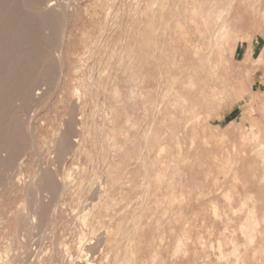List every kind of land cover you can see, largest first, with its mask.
Masks as SVG:
<instances>
[{"label": "rangeland", "instance_id": "rangeland-1", "mask_svg": "<svg viewBox=\"0 0 264 264\" xmlns=\"http://www.w3.org/2000/svg\"><path fill=\"white\" fill-rule=\"evenodd\" d=\"M60 1L59 71L5 111L0 264L232 263L205 245L253 210L264 230V0ZM228 175L248 180L234 198ZM181 233L208 241L175 253Z\"/></svg>", "mask_w": 264, "mask_h": 264}, {"label": "bare ground", "instance_id": "bare-ground-1", "mask_svg": "<svg viewBox=\"0 0 264 264\" xmlns=\"http://www.w3.org/2000/svg\"><path fill=\"white\" fill-rule=\"evenodd\" d=\"M2 2L5 0H1ZM7 1V0H6ZM10 0H8L7 4L9 3ZM14 1V0H13ZM16 1V0H15ZM18 1V0H17ZM16 1V2H17ZM60 0H56V2H54L53 0H19L18 3L20 5V7L17 5L14 9L13 7L7 6L6 3L2 4L0 3V138H4V144H3V149L5 148H10L11 149V140L8 137V132L9 133H18L19 125L16 124V122L14 123H8V118L5 116V111H7L8 109H10V107L13 105V101H20L22 104L28 100H30L29 102L31 103L33 101V99H39L41 98V96H43V93L45 94L46 92L44 90H46V88L44 90H41L40 88L42 87H34L36 86L37 83V79L38 77H42V79H44L45 81H47V83L50 80H54V77H56L55 73L58 72L59 70H57V66L56 64H51L48 62L49 66L45 65L46 63L44 62V59L47 58L48 53L47 50L44 49V46L46 44L52 45V42H57L60 39L63 38L64 35V26L66 24L65 21V17L67 16V14H64L65 9H61V8H66L67 10L70 8H67V4H57V2H59ZM67 1V0H66ZM15 2V3H16ZM61 2V1H60ZM63 2V0H62ZM65 2V1H64ZM17 3V4H18ZM70 3V2H69ZM9 4L12 5V2H10ZM15 5V4H14ZM59 6V8L56 6ZM63 6V7H61ZM61 7V8H60ZM56 10H58V13ZM60 10V11H59ZM63 11V12H61ZM66 12V11H65ZM69 13V12H68ZM66 15V16H64ZM70 18V16H69ZM68 19V16H67ZM68 21V20H67ZM69 25V24H68ZM67 25V26H68ZM67 28V27H65ZM38 36L41 38L42 36L45 38V40H42L40 42H42L41 44H43L40 48L42 49V54H40V51L38 48V45L36 43V41L38 40ZM42 38V39H44ZM37 39V40H36ZM65 39V38H64ZM45 41V43H44ZM62 41V40H61ZM60 43V42H59ZM56 44V43H54ZM57 45V44H56ZM63 46V45H62ZM37 47V48H36ZM48 49L51 48L50 46H47ZM46 47V49H47ZM53 47V46H52ZM37 50V51H36ZM51 50V49H50ZM50 50L48 51L50 53ZM60 50L59 48H54L52 49V51L54 53H56V56L58 57V59L60 60L59 56H60ZM62 51V50H61ZM39 52V53H38ZM35 53H38L35 56ZM53 53V54H54ZM40 55V56H39ZM52 55V54H51ZM50 55V56H51ZM38 56V57H37ZM54 56V55H52ZM37 57V59H40V62L42 64H44L46 67L40 68V66L42 65L41 63H39V59L37 61V59H35ZM42 59H41V58ZM53 58V57H52ZM42 60V61H41ZM48 60V58H47ZM51 60V59H50ZM58 60V61H59ZM57 61V60H56ZM57 61V63L59 64V62ZM37 62V63H36ZM39 63V64H38ZM54 63V60H53ZM62 64V63H61ZM39 66V72H35L36 70V66ZM42 65V66H44ZM61 66V65H59ZM58 66V67H59ZM37 73V74H36ZM33 74L35 76H33ZM55 75V76H54ZM54 76V77H53ZM36 77V79L34 78ZM39 78V79H40ZM53 78V79H52ZM41 79V80H42ZM39 82V80H38ZM50 83V82H49ZM55 83V82H54ZM34 89V90H32ZM48 90V87H47ZM54 91V90H53ZM49 95V93H48ZM46 98V97H45ZM44 98V99H45ZM32 100V101H31ZM40 100V99H39ZM15 101V102H16ZM36 101V100H35ZM34 102V101H33ZM37 102V101H36ZM28 103V102H27ZM11 105V106H10ZM27 105V104H24ZM31 105V104H30ZM9 106L8 109H6ZM20 107V106H19ZM18 108V107H17ZM40 108V107H39ZM26 109V108H24ZM19 110V109H18ZM23 110V109H20ZM16 111V110H14ZM9 112V111H8ZM17 112V111H16ZM26 112H28L26 110ZM15 113V112H14ZM11 114V113H10ZM18 116V115H17ZM7 118V120H6ZM18 118V117H17ZM10 119V118H9ZM28 119V118H27ZM26 119V120H27ZM30 120V119H29ZM65 120V119H64ZM19 121V118H18ZM67 121V120H66ZM21 122V121H20ZM68 122V121H67ZM28 123V122H27ZM24 126V124H23ZM22 128V127H21ZM26 129V128H25ZM23 132V131H22ZM60 132V131H59ZM65 132V131H64ZM13 133V134H14ZM30 133V132H29ZM62 133V132H61ZM23 134V133H22ZM21 134V135H22ZM69 134V133H67ZM12 135V134H11ZM16 135V134H14ZM25 135V134H24ZM65 135V134H64ZM63 135H61L60 137H62ZM16 136H13V138ZM64 137V136H63ZM12 138V137H11ZM17 138V137H16ZM15 138V139H16ZM60 140V139H59ZM14 141V140H13ZM28 141V140H27ZM26 141V142H27ZM69 141V140H68ZM16 142V141H14ZM20 142V141H18ZM30 142V140H29ZM63 142V141H62ZM21 144V142H20ZM19 144V145H20ZM24 144V143H23ZM27 144V143H26ZM2 146V145H1ZM13 146V145H12ZM22 146V145H21ZM25 146V145H24ZM65 146V145H64ZM15 146L12 147V149H14ZM19 147V146H18ZM21 148H24L23 146ZM9 150V149H8ZM10 151V150H9ZM13 151V150H12ZM19 151V150H18ZM4 152V151H3ZM11 152V151H10ZM64 152V151H63ZM13 153V152H12ZM18 154V152H17ZM23 154V153H21ZM64 154V153H63ZM1 156V155H0ZM4 156V154H2V157ZM9 156V155H7ZM14 156V155H13ZM1 157V158H2ZM6 157V155H5ZM12 157V156H11ZM9 158V157H8ZM15 158V157H14ZM22 158V156H21ZM13 159V158H11ZM5 160V159H4ZM9 160V159H8ZM17 160V159H16ZM61 160V159H60ZM6 161V160H5ZM15 160H13L14 162ZM9 162V161H8ZM51 162V161H50ZM12 165V164H11ZM10 167V166H9ZM1 168V167H0ZM76 168V167H75ZM9 169V168H8ZM12 169V168H11ZM46 169V168H45ZM44 169V170H45ZM54 170V169H53ZM48 171V170H47ZM46 172V171H44ZM49 172V171H48ZM54 172V171H53ZM64 172V171H63ZM67 172V171H66ZM42 174H44V176L47 175V173H43L40 172ZM51 173V172H50ZM71 173V172H70ZM69 173V174H70ZM63 174V173H62ZM68 173H66L67 175ZM68 174V175H69ZM2 175V173H1ZM67 175V176H68ZM40 176V175H39ZM36 176V177H39ZM43 176V177H44ZM49 177V175H47ZM46 176V177H47ZM2 177V176H1ZM4 177V176H3ZM42 177V176H41ZM42 177V178H43ZM63 177V176H62ZM71 177V176H70ZM51 178V177H50ZM2 179V178H0ZM40 179V178H39ZM47 179V178H46ZM4 180V179H3ZM37 180V178H36ZM42 182V179H40ZM39 180V181H40ZM44 180V179H43ZM46 181V180H45ZM49 181V180H47ZM52 181V180H51ZM51 181H49L48 183H50ZM73 181V180H72ZM40 182V183H41ZM53 182V181H52ZM44 183V182H43ZM2 184V183H1ZM38 184V183H36ZM42 184V183H41ZM40 184V185H41ZM46 184V183H45ZM31 185H33L31 183ZM35 186V185H34ZM43 186V184H42ZM40 186V187H42ZM49 186V185H48ZM55 185H53L52 187H54ZM45 188H47L46 186H44ZM50 187V186H49ZM58 187V186H57ZM56 187V188H57ZM30 189V188H29ZM48 190V189H47ZM51 190V187H50ZM49 190V191H50ZM58 190V189H57ZM56 190V192H57ZM44 191V190H43ZM42 192V190H41ZM46 192V191H45ZM51 192V191H50ZM34 193V192H33ZM44 193V192H43ZM49 193V192H48ZM32 194V193H31ZM42 194V193H41ZM45 194V193H44ZM33 196V194H32ZM31 196V197H32ZM51 196V195H50ZM35 197V196H34ZM33 197V198H34ZM52 197V196H51ZM29 198V197H28ZM36 198V197H35ZM37 199V198H36ZM39 200V199H38ZM41 201V200H40ZM43 204V203H42ZM39 205V204H38ZM41 205V204H40ZM43 206V205H42ZM45 206V205H44ZM48 206V205H46ZM45 206V207H46ZM33 207V206H32ZM42 209V208H41ZM24 210V209H23ZM29 210V209H28ZM47 210V209H46ZM41 211V210H40ZM43 211V210H42ZM48 211V210H47ZM26 212V211H25ZM46 212V211H43ZM3 213V212H2ZM23 213V212H21ZM28 214V212L26 213ZM25 214V215H26ZM24 215V214H23ZM31 215V214H30ZM29 216V214H28ZM26 216V218L28 217ZM32 217H30L29 219H31ZM38 218L40 219V217L38 216ZM38 219V220H39ZM43 219V218H42ZM46 219V218H44ZM23 220L24 222L26 221L24 219L23 216ZM28 220V218H27ZM29 221V220H28ZM32 221V219H31ZM29 221V222H31ZM23 223V222H22ZM32 223V222H31ZM20 224V223H19ZM25 223H23L24 226ZM40 224V223H39ZM38 224V225H39ZM43 224V223H42ZM41 224V226H42ZM21 226V225H20ZM28 226V225H27ZM25 227V226H24ZM37 230V229H36ZM26 231V229H25ZM28 231V230H27ZM33 231V230H32ZM29 232V231H28ZM32 233V232H31ZM21 241V240H20ZM18 241V243L20 242ZM21 243V242H20ZM19 243V244H20ZM32 245V244H31ZM14 251V250H13ZM6 252V251H5ZM15 252V251H14ZM20 252V251H18ZM10 253V252H9ZM19 254V253H18ZM25 255V254H24ZM14 256V255H13ZM12 256V257H13ZM19 256V255H17ZM11 257V258H12ZM21 257V255H20ZM26 257V256H25ZM17 259V258H16ZM23 259V258H22ZM14 261V259H13ZM18 261V260H17ZM25 261V260H24ZM19 263V262H18Z\"/></svg>", "mask_w": 264, "mask_h": 264}, {"label": "crops", "instance_id": "crops-1", "mask_svg": "<svg viewBox=\"0 0 264 264\" xmlns=\"http://www.w3.org/2000/svg\"><path fill=\"white\" fill-rule=\"evenodd\" d=\"M257 135H253L256 138ZM255 148V147H254ZM252 147V149H254ZM259 146V150H260ZM255 150V149H254ZM253 154L256 156L260 155V152L257 151ZM247 179L239 178H230L229 175L227 177L226 183L223 185V192L229 197H235V188L240 186H246ZM239 182V183H238ZM231 187V188H230ZM245 190L243 189L242 192ZM214 208L211 209L212 213L211 216L216 219L217 215L219 216L221 212V206H218L216 202L213 201ZM228 210L232 211L231 209H226L225 212ZM252 213V222L247 221L245 222V217H242L240 220L234 222L232 216L228 217L227 221L224 223V228L220 233L210 241H205L207 236L199 235V236H189L187 233H181L179 235L178 244L175 246V253L182 252L184 247L182 244H186L189 239L195 240V243L202 244L204 241L207 242L205 246H209L215 249V255L217 257L218 263L226 262V259L232 258L231 256L234 255L235 261L231 263V261H227V264H248L254 259H261L264 257L262 253H257L256 255H252L255 251H263L264 252V241H260V234L264 233L260 225L259 216H257L255 210L250 211ZM230 215V214H229ZM264 214L262 215V217ZM252 223V224H251ZM227 230V231H225ZM253 239V242L251 240ZM199 241V242H198ZM243 246V250L239 249L240 246ZM227 246H230L231 250L227 251ZM205 247V248H206Z\"/></svg>", "mask_w": 264, "mask_h": 264}]
</instances>
